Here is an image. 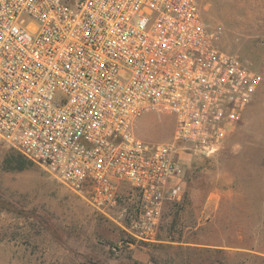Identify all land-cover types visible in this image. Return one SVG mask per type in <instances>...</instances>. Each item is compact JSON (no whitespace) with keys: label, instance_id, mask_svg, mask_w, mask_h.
Listing matches in <instances>:
<instances>
[{"label":"built area","instance_id":"2783aa9c","mask_svg":"<svg viewBox=\"0 0 264 264\" xmlns=\"http://www.w3.org/2000/svg\"><path fill=\"white\" fill-rule=\"evenodd\" d=\"M222 33L197 0H0V139L155 241L179 152H217L262 81ZM147 113L175 118L172 142L134 135Z\"/></svg>","mask_w":264,"mask_h":264},{"label":"rangeland","instance_id":"374dc122","mask_svg":"<svg viewBox=\"0 0 264 264\" xmlns=\"http://www.w3.org/2000/svg\"><path fill=\"white\" fill-rule=\"evenodd\" d=\"M197 2L262 81L217 152H179L181 196L165 203L156 240L129 234L127 203L93 208L0 139V264H264V0ZM174 130L161 113L133 126L146 143H170Z\"/></svg>","mask_w":264,"mask_h":264},{"label":"trees","instance_id":"16d2710c","mask_svg":"<svg viewBox=\"0 0 264 264\" xmlns=\"http://www.w3.org/2000/svg\"><path fill=\"white\" fill-rule=\"evenodd\" d=\"M21 157H24L22 154H21ZM25 159H27L26 157H24ZM27 160H29V159H27ZM29 161H31V160H29ZM21 167V166H20Z\"/></svg>","mask_w":264,"mask_h":264},{"label":"crops","instance_id":"0c3cea01","mask_svg":"<svg viewBox=\"0 0 264 264\" xmlns=\"http://www.w3.org/2000/svg\"><path fill=\"white\" fill-rule=\"evenodd\" d=\"M180 189L182 190V185L180 184Z\"/></svg>","mask_w":264,"mask_h":264}]
</instances>
